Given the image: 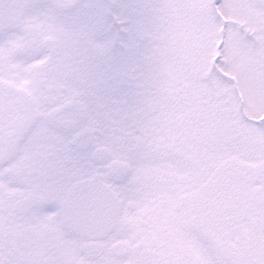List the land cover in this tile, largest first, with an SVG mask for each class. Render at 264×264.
<instances>
[{
	"label": "snow or ice",
	"instance_id": "6c2138e0",
	"mask_svg": "<svg viewBox=\"0 0 264 264\" xmlns=\"http://www.w3.org/2000/svg\"><path fill=\"white\" fill-rule=\"evenodd\" d=\"M0 264H264V0H0Z\"/></svg>",
	"mask_w": 264,
	"mask_h": 264
}]
</instances>
